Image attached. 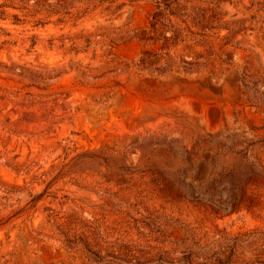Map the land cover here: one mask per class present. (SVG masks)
<instances>
[{
    "label": "rangeland",
    "instance_id": "374dc122",
    "mask_svg": "<svg viewBox=\"0 0 264 264\" xmlns=\"http://www.w3.org/2000/svg\"><path fill=\"white\" fill-rule=\"evenodd\" d=\"M0 264H264V0H0Z\"/></svg>",
    "mask_w": 264,
    "mask_h": 264
}]
</instances>
